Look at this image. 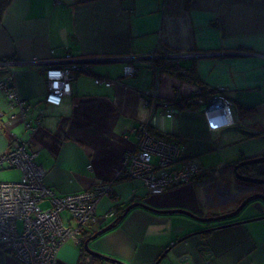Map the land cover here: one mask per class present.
<instances>
[{"label":"crops","instance_id":"0c3cea01","mask_svg":"<svg viewBox=\"0 0 264 264\" xmlns=\"http://www.w3.org/2000/svg\"><path fill=\"white\" fill-rule=\"evenodd\" d=\"M53 49L59 57L69 52L79 59L127 61L84 64L87 68L77 76L72 94L54 107L43 102V65L32 63L47 59ZM165 53L190 57L182 61L185 73L180 75L188 69L197 82L161 68L163 106L153 113L143 97L155 92V67L161 62L157 57ZM152 54L155 60L142 59ZM0 58L19 61L13 66L14 86L31 106L36 128L31 136L25 132L19 108L0 89V155L26 141L29 150L38 152L46 184L57 194L111 181L125 153L137 143L134 130L144 123L153 134L177 141L183 157L197 159L206 170L161 195L147 194L138 180L115 182L113 195L97 206L101 221L87 227V236L114 223L108 214L116 205L146 203L158 210L211 212L210 198L225 181L224 171L264 153V0H0ZM128 62L139 68L133 77L124 74ZM8 74L0 66V81ZM96 78L120 83L97 85ZM194 83L226 88L234 125L210 129L198 111L180 110L172 119L165 117L166 103L190 96ZM21 177L20 171L17 180ZM255 222L259 224L209 233L208 252L202 250L200 237L180 242L197 226L191 218L136 208L90 246L125 264H154L167 250L175 264H264V219ZM76 246L77 255L75 246L62 249L60 264H92L84 243ZM0 264L23 263L0 250Z\"/></svg>","mask_w":264,"mask_h":264},{"label":"built area","instance_id":"2783aa9c","mask_svg":"<svg viewBox=\"0 0 264 264\" xmlns=\"http://www.w3.org/2000/svg\"><path fill=\"white\" fill-rule=\"evenodd\" d=\"M170 54L175 55H162ZM150 56L155 60L157 55ZM76 59L79 57L69 52L59 57L53 49L47 59L32 62L43 65L41 74L47 86L43 102L46 105L60 106L64 98L72 94L77 76L87 68L84 64L71 63ZM130 59L134 61L136 58L132 56ZM17 63L19 61L14 59L0 58V66L9 72L0 81V89L11 104L19 108L25 132L31 136L36 129L31 118V106L20 98L14 86L16 73L13 66ZM160 71L161 67L156 66L155 92L143 97L144 104L153 113L163 106L159 95ZM138 72L139 68L132 63L124 66L126 76L133 77ZM179 72L185 73L183 69ZM95 83L111 86L120 82L96 78ZM225 92L226 88L222 86L212 88L194 84L190 96L166 103L165 117L172 119L180 110L198 111L204 115L210 129L232 126L235 124L233 103ZM41 112L40 116H44V110ZM15 118L16 115L11 116V120ZM134 132L137 143L125 153L114 178L74 194L59 195L46 184V172L37 163L38 152L29 150L26 141L16 142L9 151L0 155V170L19 169L22 173L19 181L0 182V250L14 255L23 264H60L62 246L71 240L78 245L83 243L87 227L101 221L96 214L97 206L103 197L113 195L115 182L138 180L147 194L161 195L171 188L193 182L206 172L197 159L183 157L177 141L156 137L149 123L141 124ZM116 216L115 209L108 214L112 220Z\"/></svg>","mask_w":264,"mask_h":264},{"label":"water","instance_id":"95a60500","mask_svg":"<svg viewBox=\"0 0 264 264\" xmlns=\"http://www.w3.org/2000/svg\"><path fill=\"white\" fill-rule=\"evenodd\" d=\"M160 60L164 59H170L177 64L182 66V61H185L187 59H190L188 56H183V55H161L157 57ZM142 59H147L150 60L152 57H144ZM125 61V58H82V59H76L72 60L71 63H79V64H107V63H120ZM255 166L256 167V172L259 176H264V153L261 155L253 156L250 158H247V160H244L243 162L238 163L234 167V175L235 178L243 181V182H250L253 184L257 185H263L264 186V179L263 178H248L245 176H242L238 170L242 167L245 166ZM257 201V202H256ZM253 202H256V204H251ZM252 206L251 209H254L257 213L252 216L246 217L242 220H239L238 222L231 224V225H223L215 228H205L203 225L207 223H214V222H220V221H225L226 219H232V218H238V216H241L244 210L246 209L247 206ZM136 208H143L145 210L159 213V214H166V215H184L189 218H191L192 221L197 223V226L193 228L188 234H186L181 240L184 241L190 237H200L204 243L203 237L206 236L209 233L214 232L215 230L219 229H224L228 227H232L235 225H243L248 222H255L259 220L264 219V197L262 195H253L249 197L247 200L243 202V204L235 211L229 214H225L222 216L218 217H211V218H203L200 215L193 213L188 210H183V209H173V210H158L152 206L147 205L146 203H132L129 206H127L124 210V213L120 217L121 220H124L125 217L134 209ZM117 226V224L114 222L104 228H101L98 230L93 236L88 238L84 242V249L87 254L91 255L92 257H98L106 261L107 263H113V264H125L117 259L110 258L108 256H105L94 249L91 248L90 243L94 240H96L98 237L104 235L105 233L111 231ZM168 250L166 251L165 254L161 255V257L154 263V264H175L174 261L168 256Z\"/></svg>","mask_w":264,"mask_h":264},{"label":"flooded vegetation","instance_id":"af4514ba","mask_svg":"<svg viewBox=\"0 0 264 264\" xmlns=\"http://www.w3.org/2000/svg\"><path fill=\"white\" fill-rule=\"evenodd\" d=\"M261 133V132H260ZM247 160V159H244ZM242 160L241 162H243ZM240 162L233 164V166L228 170L224 171V175H222L224 182L219 184L217 188V193H215L216 197L210 198V209L213 210L211 212L202 213L200 215L203 218H211V217H218L225 214H229L235 212L245 200L253 195H262L264 197V186L257 185L250 182H243L235 178L234 175V167ZM238 172L245 177L248 178H263L264 176H259L256 172V167L253 166H245L238 170ZM222 180V178H221ZM213 195V196H215ZM217 201V202H216ZM257 202V201H256ZM253 202L251 204H256ZM127 206L124 207V210ZM252 206H247L241 216L238 218L226 219L225 221L214 222V223H207L203 225L205 228H215L223 225H231L239 220H242L248 216H252L257 213L254 209H251ZM216 211V212H215ZM246 216V217H245ZM114 221V220H113ZM217 231V230H215ZM214 231V232H215ZM213 233V232H212ZM204 243H202V250L209 252V241H208V234L206 236H202ZM166 253V252H165ZM163 255V254H162Z\"/></svg>","mask_w":264,"mask_h":264},{"label":"trees","instance_id":"16d2710c","mask_svg":"<svg viewBox=\"0 0 264 264\" xmlns=\"http://www.w3.org/2000/svg\"><path fill=\"white\" fill-rule=\"evenodd\" d=\"M159 67L162 68V70H164L165 72H170V73H174V74H178L180 75V69H184L183 67H181V65L175 63V62H165L164 60H161V62H159ZM190 70L187 69V73L185 76H182L180 75L181 77H183L185 80L187 81H192V82H197L196 80L194 81L195 79V76L193 74V72H189ZM194 84H197V83H194ZM155 135V134H154ZM156 137L158 138H162V139H166L165 136L161 137V136H158V135H155ZM124 205H116L114 206L113 208L115 209V211L117 212V216L116 218L114 219V222L118 225L122 220H121V216L122 214L124 213ZM89 233L86 231L84 232L83 234V237H86ZM87 237H90L87 236ZM87 237L85 238V240L87 239ZM84 241V239H83ZM84 243V242H83ZM83 243L79 244L80 247L82 248L83 247ZM87 255L84 253L82 254V257H86ZM92 257V256H91ZM83 261V260H82ZM107 262L104 261L103 259L101 258H98V257H92V264H106ZM80 264H85V262H81Z\"/></svg>","mask_w":264,"mask_h":264},{"label":"rangeland","instance_id":"374dc122","mask_svg":"<svg viewBox=\"0 0 264 264\" xmlns=\"http://www.w3.org/2000/svg\"><path fill=\"white\" fill-rule=\"evenodd\" d=\"M19 172H20V170L19 169H10V170H8V169H6V170H0V182H16V181H19V180H17L18 179V177H19ZM137 184L138 185H141V188H143L142 190L145 192L146 191V189L142 186L143 184H142V182L141 181H137ZM103 198H110L109 196H105V197H103ZM111 205H113V203L111 204ZM253 224H259V222H254ZM22 227V225H20V228ZM256 228H259L260 226H255ZM71 247V246H75V249H76V255L78 254V251H79V246H76V244H75V242L74 241H69V242H67L66 244H64L63 246H62V248H61V250H60V252L62 251V249H66V248H68V247ZM59 256H60V253H59ZM77 259H78V256H76L75 257V259H74V263H76V261H77Z\"/></svg>","mask_w":264,"mask_h":264},{"label":"bare ground","instance_id":"6f19581e","mask_svg":"<svg viewBox=\"0 0 264 264\" xmlns=\"http://www.w3.org/2000/svg\"><path fill=\"white\" fill-rule=\"evenodd\" d=\"M36 61H38V60H36ZM39 62V61H38Z\"/></svg>","mask_w":264,"mask_h":264}]
</instances>
